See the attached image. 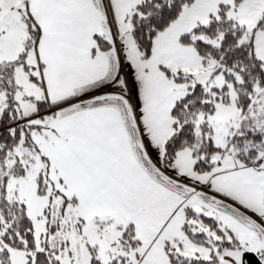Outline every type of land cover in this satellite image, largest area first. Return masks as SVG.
Segmentation results:
<instances>
[{"label": "snow or ice", "instance_id": "obj_1", "mask_svg": "<svg viewBox=\"0 0 264 264\" xmlns=\"http://www.w3.org/2000/svg\"><path fill=\"white\" fill-rule=\"evenodd\" d=\"M0 264H264V0H0Z\"/></svg>", "mask_w": 264, "mask_h": 264}]
</instances>
